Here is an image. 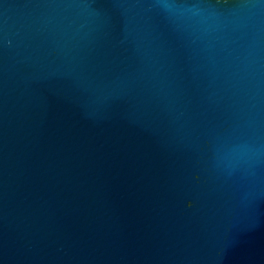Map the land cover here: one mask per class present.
<instances>
[{
	"label": "water",
	"instance_id": "water-1",
	"mask_svg": "<svg viewBox=\"0 0 264 264\" xmlns=\"http://www.w3.org/2000/svg\"><path fill=\"white\" fill-rule=\"evenodd\" d=\"M0 264H264V0H0Z\"/></svg>",
	"mask_w": 264,
	"mask_h": 264
}]
</instances>
